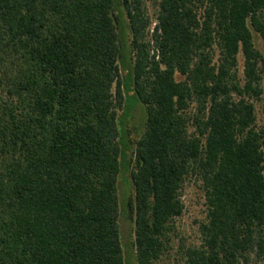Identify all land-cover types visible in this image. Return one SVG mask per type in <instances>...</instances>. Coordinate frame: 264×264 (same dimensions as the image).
<instances>
[{
    "label": "trees",
    "instance_id": "trees-1",
    "mask_svg": "<svg viewBox=\"0 0 264 264\" xmlns=\"http://www.w3.org/2000/svg\"><path fill=\"white\" fill-rule=\"evenodd\" d=\"M254 32L264 0H159L154 21L145 0H0V264H155L193 175L206 218L185 264H262Z\"/></svg>",
    "mask_w": 264,
    "mask_h": 264
},
{
    "label": "rangeland",
    "instance_id": "rangeland-1",
    "mask_svg": "<svg viewBox=\"0 0 264 264\" xmlns=\"http://www.w3.org/2000/svg\"><path fill=\"white\" fill-rule=\"evenodd\" d=\"M159 0H145V8L151 19H156L157 5ZM153 27V26H152ZM255 44L264 55V37L254 32ZM240 75H243L244 57L239 55ZM178 79H182L181 74H177ZM133 95V92H132ZM135 101V100H134ZM194 109L192 108V111ZM130 115L125 118L123 110L119 113L125 118V125L128 128L130 142L134 146L138 139V133L142 130L145 119L146 109L141 103H137L131 108ZM257 122L259 125L264 123L263 104L256 102ZM125 172L120 178V193L122 198L125 195H133V189H130V178ZM127 193V194H126ZM182 200L185 204L184 212L181 216L174 219V228L171 231L169 241L166 243V249L155 264H185L187 260V249L193 246H199L202 243L200 225L206 218V198L201 187L200 181L196 176H189L183 185ZM124 241H128L130 227L127 220L121 221ZM264 264V262H262Z\"/></svg>",
    "mask_w": 264,
    "mask_h": 264
}]
</instances>
